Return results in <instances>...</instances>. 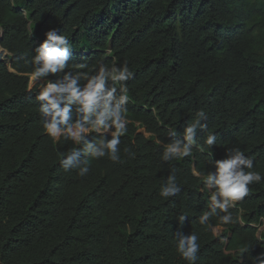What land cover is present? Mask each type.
I'll list each match as a JSON object with an SVG mask.
<instances>
[{"label":"trees","instance_id":"16d2710c","mask_svg":"<svg viewBox=\"0 0 264 264\" xmlns=\"http://www.w3.org/2000/svg\"><path fill=\"white\" fill-rule=\"evenodd\" d=\"M52 28L72 43L70 64L94 74L100 62L127 63L134 74L121 160L90 159L85 177L61 167L58 153L82 145L47 136L29 86ZM200 110L202 147L163 161L169 131L182 134ZM231 147L264 175V0H0V264H188L178 231L199 236L196 264H257L264 181L230 209L235 223L210 218L220 236L199 224L210 211L203 175ZM172 174L182 190L165 199Z\"/></svg>","mask_w":264,"mask_h":264},{"label":"clouds","instance_id":"9594fccd","mask_svg":"<svg viewBox=\"0 0 264 264\" xmlns=\"http://www.w3.org/2000/svg\"><path fill=\"white\" fill-rule=\"evenodd\" d=\"M45 39L35 47V55L29 62L33 71L29 73L33 81H41L36 100L41 102L39 113L47 136L53 140L70 139L76 145L62 158L60 165L64 171L78 169V175L85 177L90 172L89 160L107 156L113 162H120L121 136L128 132L126 113L129 102V89L126 82L133 78L127 63L111 66L100 62L94 74H90L87 63L70 64L73 45L66 35L57 34L52 28L45 32ZM78 69L66 71V69ZM51 77H55L52 79ZM208 115L204 110L197 111L194 119L183 130L169 131L170 142L164 145L161 159L165 162L191 156L199 150L198 130L207 129ZM92 133L97 135L89 138ZM217 142L215 134H208L204 145L209 150ZM157 143H162L157 141ZM130 152L129 149H125ZM214 170L203 175L205 188L210 190V211L202 213L199 224L215 232L209 223L216 216L221 225L235 223L230 209L242 201L250 192V185L264 181V175L254 169V161L239 147L225 150L222 159H212ZM193 175L200 177V171ZM175 174L168 177L159 195L165 199L181 192ZM223 213V215H220ZM187 217L180 215L182 226ZM238 219V217L236 218ZM178 255L188 264H196L200 251L199 236L196 233L185 235L182 231L174 234ZM257 264H264V253L256 258Z\"/></svg>","mask_w":264,"mask_h":264},{"label":"rangeland","instance_id":"374dc122","mask_svg":"<svg viewBox=\"0 0 264 264\" xmlns=\"http://www.w3.org/2000/svg\"><path fill=\"white\" fill-rule=\"evenodd\" d=\"M43 81L41 80V81H33L31 78H30V87H33L35 84H37V87H38V91L40 90V86H41V83H42ZM263 231V228H260L259 229V233H261ZM221 232H222V229H220V228H215V232H213L214 233V235L215 236H220L221 235Z\"/></svg>","mask_w":264,"mask_h":264}]
</instances>
